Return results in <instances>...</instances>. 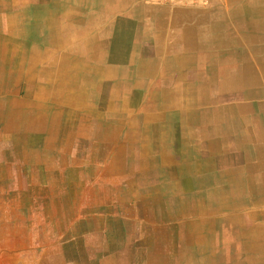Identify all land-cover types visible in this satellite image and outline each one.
<instances>
[{"label":"crops","instance_id":"obj_1","mask_svg":"<svg viewBox=\"0 0 264 264\" xmlns=\"http://www.w3.org/2000/svg\"><path fill=\"white\" fill-rule=\"evenodd\" d=\"M35 4L28 7L37 25L30 36L44 44L41 54L87 58L89 90L115 91L101 98L102 115L112 117L114 107L129 101L123 117L148 106L156 128L153 149L142 151L147 140L141 125L130 123L135 131L124 132L125 150L144 155L157 182L194 185L209 194L201 195L215 203L214 216L233 221L215 228L231 239L224 247L234 251L231 263L264 264V0ZM10 18L21 40L25 27ZM117 90H123L119 104ZM180 168L179 179L167 176Z\"/></svg>","mask_w":264,"mask_h":264},{"label":"rangeland","instance_id":"obj_2","mask_svg":"<svg viewBox=\"0 0 264 264\" xmlns=\"http://www.w3.org/2000/svg\"><path fill=\"white\" fill-rule=\"evenodd\" d=\"M33 5L35 0H0V264H121L124 249L131 253L130 264H157V256L191 264L195 259L188 252L196 235L187 228L189 219L178 217L181 228L177 223L172 228V215L164 209L188 193L209 194L192 185L172 196L180 185L157 182L144 155L134 147L125 150L130 119L118 113L103 117L97 110L100 91L91 96L79 90L72 98L88 109L60 104L56 110L62 91L56 80L53 85L46 81L55 67L38 50L44 49L38 35L37 42L30 36L37 32L33 9H28ZM11 16L25 27L21 40ZM30 68L35 79L27 73ZM72 83L85 89L84 79ZM44 90L53 93L47 100ZM122 93H117L118 104ZM44 103L41 118L34 106ZM110 118L114 130L109 134L102 127Z\"/></svg>","mask_w":264,"mask_h":264},{"label":"bare ground","instance_id":"obj_3","mask_svg":"<svg viewBox=\"0 0 264 264\" xmlns=\"http://www.w3.org/2000/svg\"><path fill=\"white\" fill-rule=\"evenodd\" d=\"M67 42H69V40ZM64 44H66V43H64ZM68 49H69L68 51H70V52H71V50H73V48L70 49V47ZM80 50H81V48H80ZM81 51L83 52V50H81ZM87 51H89V49ZM46 56L53 63L54 67L57 68V72H55L56 74H54V75L47 74L48 77H47L46 81L50 79V83L53 85L54 82H55V80H56L55 85L58 84V87L62 91V95L59 98L60 100L57 101V104L59 105V108L56 109V110L58 112H60V104L65 109V108H68V106L69 107H72L76 103V99H73L72 100V98L76 95L77 91H79V90L80 91H84L85 90V92L87 93V95H89V93H90L91 96H93V94L96 93L97 91H100L101 92V98L102 97H106L107 91H105V90H102L100 88L99 89H96L95 88V90H89V63H88V59L87 58L84 59V62H82V61L78 60L79 57H77V56H76L77 58L75 56H74V58H72V56H71V58H70V56H68V57L67 56L64 57V56H61V55L60 56H57V54L56 55H49V54H47ZM36 62H37V59H36ZM0 63H1V60H0ZM63 64L66 65V66H63ZM2 71H0V77L2 76ZM71 71H75V75L74 76L71 75ZM32 72H33V70L30 68V70L27 73H28V75L30 77H33L35 79L36 78V75H33ZM39 73H37V74H39ZM81 79H84L86 81V83H85L86 84L85 89L82 88V87H80L79 84L75 85L74 83H72L73 81L79 82ZM96 81H97V79H96ZM118 91L119 90H117V92ZM128 92H129L130 96L133 99H135L134 98V95L132 93H130V91H128ZM114 93H115V91L109 90V92L107 94V98L108 97L112 98L114 96L113 95ZM52 94L53 93L50 92V91H45V95H44L45 100L49 99L50 96H52ZM81 94H83V93H81ZM128 101H126V102L128 103ZM45 104L46 103H44V104H36V106H34L37 109V114H39V117L41 116V118H43L44 116H46L44 110L46 111L47 106H45ZM131 104H132L131 101H129V103L126 104L125 106L122 105L123 107H119L118 108V106H116V107H114V110L111 112V114L113 115V113H118V114L121 115V111H124L128 107L132 106ZM76 105H77V109L78 108L79 109L80 108L88 109V107L85 106V105H82V107H80V106L78 107V104H75V106ZM104 105L98 104L97 110H101L99 112H102V110L105 109V106ZM32 106H33V104H32ZM94 106H96V105L90 106L89 108L94 107ZM8 108L10 109L11 107H8ZM139 109H140L139 111L135 110L134 113H129V117H127V118L130 119L129 120V123H135V124H138L139 123L141 125L139 128L141 130H143V135H145L144 138H146V140H147V142H144V144H143L142 151L145 148H147V147L150 148V149H153L154 144H153V139L151 138V136H152L153 130L156 129L155 128V124H152L151 115H150L151 113L148 110V106H146L145 108H144V106H142V108H139ZM9 111H11V110H9ZM71 112L73 114H75V115L76 114L78 115V113H79L77 111L76 112L75 111H71ZM57 113H55V114H57ZM62 113H63V111H62ZM102 113H104V112H102ZM122 113L124 114V112H122ZM58 114H60V113H58ZM126 115H128V114L126 113ZM140 116H142V118H143L141 123H140V119H139ZM103 117H105V115H103ZM53 118H54V121H58L60 119L58 117H53ZM55 118H57V119H55ZM120 118H123V115H121ZM106 121L108 122L107 127H102L105 133H107V132H109L110 130L113 129L112 127H110V125L113 123L112 122V118H110V120H106ZM93 122H95V121H93ZM120 122H122V121L120 120ZM135 124H132V125H135ZM71 128H72V125L69 124L65 128V130H63V134H65L66 131L70 130ZM133 128L134 127H129L130 132L135 131ZM89 129H90V126H89ZM140 129L137 128L136 130H140ZM126 131H127V129H126ZM127 140H131V139L128 138ZM142 151H141V153H142ZM163 155H165V156L162 157L161 160H163L164 163H167V161H168L167 159H169V158L166 156V153L163 154ZM167 173H168V175H167L168 177L169 176L170 177H174V178L178 177V179H179V177L184 174V170L181 169V168L178 169V170L177 169L176 170L169 169ZM169 173H172V175H170ZM152 174H154V173H152ZM182 180H183V178H182ZM141 186H143V185H141ZM191 186L192 185H189V186L188 185H181V183H180V191L178 193H177V191H175V193L172 192L171 195L173 196V194L174 195L182 194L181 193L182 192V189L185 191V190L191 188ZM175 188L176 187H173L172 189L174 190ZM176 200L177 199L173 200V202H170L168 205L166 204L168 208H165L164 210H165V214L172 215L173 223L170 226L172 228H175L176 229V228H178V226L180 227V225L177 223L178 217H185V218L189 219L186 222L187 228L190 231L193 230L194 233H195V235H196V241L194 242L195 246H193V248H191V251L188 252L191 255L192 259H195L191 264H234V263H231V261L233 260V258H236V256H233L234 251H232V249H230V248H224V247H226L225 245L231 244L230 237L228 236V234H225L223 236L219 235L218 232L215 229V228H218V226H230V225L233 224V221L231 222V220H229V219L228 220H226V219L224 220L223 217H222L223 219H219V217H215L214 216V211H215L214 205H215V203L213 201L210 202V201L203 200L201 194L188 193L186 195V198L184 197V200H179V201H176ZM227 205H228V203H227ZM174 220H176V222H174ZM175 223H177L178 226ZM171 232H175V230H171ZM173 236H175V235L173 234ZM222 245H223V247H221ZM237 251H239V250H237ZM177 253H178V255H181L182 253H184L183 252V249H181V251H177ZM236 254H238V253H235V255ZM121 256H122V258L125 257L122 260L123 262L121 264H130L129 261H131L130 260L131 259V253L129 251H127V249H124V251L121 253ZM176 259L163 258L161 260L157 256V258H155V261H156L157 264H175L174 262L176 261Z\"/></svg>","mask_w":264,"mask_h":264},{"label":"built area","instance_id":"obj_4","mask_svg":"<svg viewBox=\"0 0 264 264\" xmlns=\"http://www.w3.org/2000/svg\"><path fill=\"white\" fill-rule=\"evenodd\" d=\"M179 1H191V0H179Z\"/></svg>","mask_w":264,"mask_h":264}]
</instances>
